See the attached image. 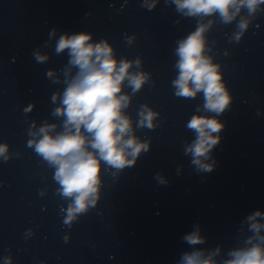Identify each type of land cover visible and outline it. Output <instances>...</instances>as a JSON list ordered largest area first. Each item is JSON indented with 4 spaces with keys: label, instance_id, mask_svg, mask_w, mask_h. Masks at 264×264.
<instances>
[{
    "label": "clouds",
    "instance_id": "clouds-1",
    "mask_svg": "<svg viewBox=\"0 0 264 264\" xmlns=\"http://www.w3.org/2000/svg\"><path fill=\"white\" fill-rule=\"evenodd\" d=\"M173 2L177 10L186 16H209L218 13L224 23H229L241 7L246 6L252 13L264 0ZM154 7V3L149 6ZM209 26L200 25L179 42L176 49L179 57L176 67L179 75L173 85L178 97L194 98L202 91L205 98L204 110L220 114L229 106L230 97L219 66L213 64L211 58L204 54V32ZM247 26L246 20L240 21L236 40L240 39ZM91 39V34L85 32L71 36L65 34L59 38L56 53L68 49L69 64L77 69L75 75L67 81L61 107L54 111V115L64 117L63 131L52 135L56 125L45 124L35 133L41 138L38 141H29L30 147L35 145L36 153L55 166V180L60 184L63 196L73 198L67 209L65 224H70L78 214L87 212L90 206H95L99 199L101 161L120 170L134 165L141 151L147 152L149 147L147 142L141 143L135 136L130 135L131 120L123 112L129 104V96L121 94L125 80L136 92L148 80V75L129 72L133 61H118L106 40L90 43ZM36 59L42 62L47 57L37 53ZM135 63L138 65L139 60ZM48 75L51 76L52 73L49 72ZM52 99L55 101L56 96ZM155 115L157 114L150 108L143 106L139 125L152 128ZM186 127L196 134L195 140L186 148V153L192 154V163L198 171L211 172L215 162L205 161L221 140V137L214 133H220L224 125L215 116L194 115ZM6 152L7 145H0V156H4ZM260 215V212H255L248 219L255 221ZM261 227L264 225L251 224V229L257 234ZM183 239L192 245L203 242L198 229ZM258 239L264 242V237L258 236ZM229 255L232 258L227 260L226 264H264V247H261L260 243L231 251ZM180 264H214V261L211 257L204 258L203 253L197 250L185 253Z\"/></svg>",
    "mask_w": 264,
    "mask_h": 264
}]
</instances>
